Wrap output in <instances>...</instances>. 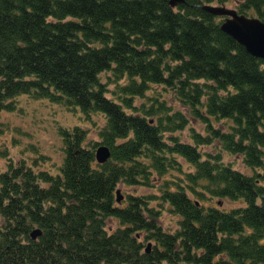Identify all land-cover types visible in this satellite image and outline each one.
Here are the masks:
<instances>
[{"label":"trees","instance_id":"16d2710c","mask_svg":"<svg viewBox=\"0 0 264 264\" xmlns=\"http://www.w3.org/2000/svg\"><path fill=\"white\" fill-rule=\"evenodd\" d=\"M226 1L0 0V112L24 95L103 119L99 144H86L81 126H58L54 171L7 160L0 264H264V61L203 8ZM235 10L264 21V0ZM186 128L191 142L175 134ZM99 145L110 150L103 163ZM119 184L158 194L116 201ZM215 198L243 204L205 203ZM167 209L178 216L173 230L161 224ZM109 218L118 225L108 230Z\"/></svg>","mask_w":264,"mask_h":264},{"label":"rangeland","instance_id":"374dc122","mask_svg":"<svg viewBox=\"0 0 264 264\" xmlns=\"http://www.w3.org/2000/svg\"><path fill=\"white\" fill-rule=\"evenodd\" d=\"M236 1L239 0H228L223 5L226 8H235ZM166 96L172 106L186 112L188 115L187 106L177 101L171 92H167ZM17 99L18 109L13 112H0V171L5 169L8 159L16 162L24 160L30 166L37 161L39 165H35L33 167L34 170L50 168L51 171H54L55 165L62 158L60 151L61 139L57 133L58 126H81L87 130L86 144L100 141L98 130L103 125V119L99 116H93L90 120H86L78 115L79 111H69L56 103L33 99L24 95L18 96ZM189 120L190 127L200 133L204 132L202 123L194 118ZM227 124V120L220 119L218 122L215 121L214 125L223 128ZM188 133L189 128H186L182 132L175 134H178L182 141L191 142ZM200 150L203 153L210 152L215 154L217 148L215 146H203ZM220 154L225 163L231 164L234 168L244 173L250 172V169L245 166L240 156L223 151ZM180 161L184 169H192L182 159ZM172 173L174 174L173 171ZM172 173L171 171L167 173L165 175L166 178H170ZM117 189L121 196L125 193L158 194L155 187L123 186L119 184ZM156 203L157 201L152 199L151 205H156ZM205 203L217 205L222 209H229L243 204L241 200H230L227 198H215ZM177 219L178 216L168 212V209L162 210L161 224L165 229H175ZM117 225L118 223L111 218L106 220L105 226L108 230L115 228Z\"/></svg>","mask_w":264,"mask_h":264},{"label":"water","instance_id":"95a60500","mask_svg":"<svg viewBox=\"0 0 264 264\" xmlns=\"http://www.w3.org/2000/svg\"><path fill=\"white\" fill-rule=\"evenodd\" d=\"M171 6H175L184 0H168ZM204 9L217 16H224L220 29L232 37L238 44L243 46L251 55L264 61V21L258 17L239 14L233 8H226L224 5H205ZM98 163L105 162L110 157V150L105 145H99L94 152ZM122 198L119 190H116V201ZM41 233L35 228L30 232L31 238L35 239ZM149 245L146 247L148 250Z\"/></svg>","mask_w":264,"mask_h":264}]
</instances>
